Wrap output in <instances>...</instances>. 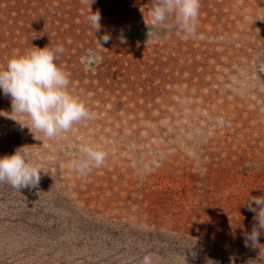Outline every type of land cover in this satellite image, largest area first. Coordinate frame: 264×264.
<instances>
[{
	"label": "rangeland",
	"instance_id": "obj_1",
	"mask_svg": "<svg viewBox=\"0 0 264 264\" xmlns=\"http://www.w3.org/2000/svg\"><path fill=\"white\" fill-rule=\"evenodd\" d=\"M154 3L0 0V66L62 45L90 113L47 138L0 90V158L22 148L41 169L36 187L0 182V264H264V230L246 241L264 196V0H200L192 35L155 24ZM86 143L107 156L81 175Z\"/></svg>",
	"mask_w": 264,
	"mask_h": 264
},
{
	"label": "clouds",
	"instance_id": "obj_2",
	"mask_svg": "<svg viewBox=\"0 0 264 264\" xmlns=\"http://www.w3.org/2000/svg\"><path fill=\"white\" fill-rule=\"evenodd\" d=\"M91 3L92 0H89V7ZM199 9L200 0H155L152 19L155 24L161 25L174 15L181 30L192 35ZM100 19L99 12H92L89 17L97 30L100 28ZM103 39L107 41L109 37L104 36ZM63 52L62 45L55 50L33 47V50L23 55L11 57L6 66H0V90L5 96L11 97L12 112L25 116L29 124L24 126L43 133L47 138L68 133L75 124L90 115L85 102L70 91V74L56 63L57 54ZM80 153V158L73 160L72 166L81 175L87 174L92 167H101L107 156L100 145L87 143L80 147ZM40 174V167L22 148L0 158V182L6 181L18 190L36 187ZM253 204L256 207H252ZM248 207L255 213L257 224L251 233L246 234V241L256 245L261 230H264V196L252 197ZM140 264H154L152 255L145 254Z\"/></svg>",
	"mask_w": 264,
	"mask_h": 264
}]
</instances>
